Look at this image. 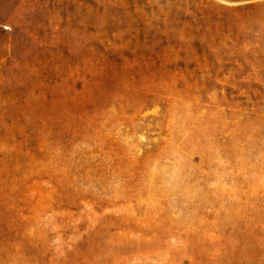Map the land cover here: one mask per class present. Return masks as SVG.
Returning <instances> with one entry per match:
<instances>
[{"label": "rangeland", "instance_id": "374dc122", "mask_svg": "<svg viewBox=\"0 0 264 264\" xmlns=\"http://www.w3.org/2000/svg\"><path fill=\"white\" fill-rule=\"evenodd\" d=\"M0 264H264V0H0Z\"/></svg>", "mask_w": 264, "mask_h": 264}]
</instances>
